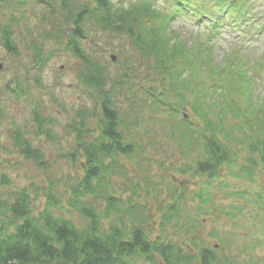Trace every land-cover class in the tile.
<instances>
[{
    "label": "clouds",
    "instance_id": "9594fccd",
    "mask_svg": "<svg viewBox=\"0 0 264 264\" xmlns=\"http://www.w3.org/2000/svg\"><path fill=\"white\" fill-rule=\"evenodd\" d=\"M0 264H264V0H0Z\"/></svg>",
    "mask_w": 264,
    "mask_h": 264
}]
</instances>
